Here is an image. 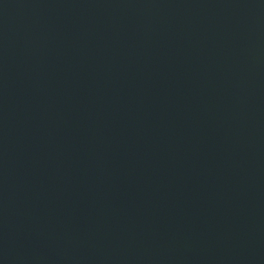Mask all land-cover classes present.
Segmentation results:
<instances>
[{"label": "water", "instance_id": "95a60500", "mask_svg": "<svg viewBox=\"0 0 264 264\" xmlns=\"http://www.w3.org/2000/svg\"><path fill=\"white\" fill-rule=\"evenodd\" d=\"M0 264H264V0H0Z\"/></svg>", "mask_w": 264, "mask_h": 264}]
</instances>
